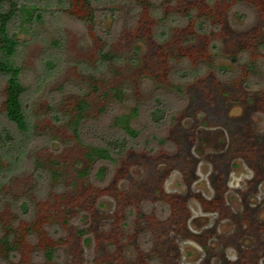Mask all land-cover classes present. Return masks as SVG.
Instances as JSON below:
<instances>
[{"label":"rangeland","instance_id":"1","mask_svg":"<svg viewBox=\"0 0 264 264\" xmlns=\"http://www.w3.org/2000/svg\"><path fill=\"white\" fill-rule=\"evenodd\" d=\"M14 1L42 17L16 37L34 128L0 185V236L17 250L0 264H217L195 251L207 241L264 264V0ZM102 45L113 59L97 70ZM134 109L132 138L115 120ZM116 136L118 156L86 160Z\"/></svg>","mask_w":264,"mask_h":264},{"label":"trees","instance_id":"2","mask_svg":"<svg viewBox=\"0 0 264 264\" xmlns=\"http://www.w3.org/2000/svg\"><path fill=\"white\" fill-rule=\"evenodd\" d=\"M86 6H90L89 0H83ZM40 8L34 5L29 7L25 4L16 2L14 0H0V77L5 82V97L3 101V116L12 129L0 126V162L3 159L8 160L7 166L0 165V185L6 177L15 173L19 167V160L25 153L32 140L33 133V116L30 114L27 105L24 101L26 93L25 87L22 85L20 75L21 68L17 65V54L20 46V41L16 38L17 33L30 31L34 22L41 20ZM94 15H90L89 22L93 20ZM162 34L165 35V30H162ZM101 40L100 37H98ZM105 46H101L96 61L97 70L104 67L108 59L112 57L107 54L104 49ZM113 59V57H112ZM117 60L116 57H114ZM119 60V59H118ZM133 59L131 62H135ZM43 82V81H42ZM110 92H113V96L118 98L120 92L117 89L109 88ZM88 105L85 100L81 99L77 102L74 108L72 116V122L75 126L73 130L79 137L78 128L81 123L86 120V111ZM60 114V113H59ZM57 113L52 114L54 121H60L62 117ZM136 115L134 109L130 116H120L115 120L117 125H120L123 132L128 136L134 138L137 133L131 128L129 118ZM151 118L155 122H159L165 116V111L155 107L150 112ZM103 140L100 146H88L85 152V158L88 161L101 160L110 161L113 159V155L117 156L124 150V139L119 136L109 138H101ZM26 205L22 208L24 212L27 211ZM23 212V213H24ZM25 214V213H24ZM11 234H3L0 236V258L3 253L4 260H8L11 257H16V246L10 241ZM54 251L48 249L44 251V258L48 261L53 259ZM1 260V259H0Z\"/></svg>","mask_w":264,"mask_h":264},{"label":"flooded vegetation","instance_id":"3","mask_svg":"<svg viewBox=\"0 0 264 264\" xmlns=\"http://www.w3.org/2000/svg\"><path fill=\"white\" fill-rule=\"evenodd\" d=\"M226 169V172H228L229 170H230V165H229V163H227V165H226V167H225ZM247 180L246 181H250L251 180V178H246ZM259 186H261V184L259 183L258 184V188H259ZM247 200H248V198L247 199H245V202H244V204H245V207H247L248 206V204H247ZM78 233L82 236L83 235V233H82V231L81 230H78ZM198 247L199 248H202V250H200V249H195V251L197 252V251H202L203 252V261H206V262H208L213 256H216V260H217V262L220 264L221 262H223V264L224 263H228V264H236V260H237V258H235V259H233V260H231V259H229V257H228V255L226 254V252H220V253H215V255H214V252L213 251H211V246H210V244H209V241H207L205 244H202V245H198ZM54 251V255H53V259H54V256H55V249L53 250ZM198 253V252H197ZM212 253V254H211ZM212 256V257H211ZM229 260H231V261H229ZM217 263V264H218ZM200 264H202V262H200Z\"/></svg>","mask_w":264,"mask_h":264}]
</instances>
